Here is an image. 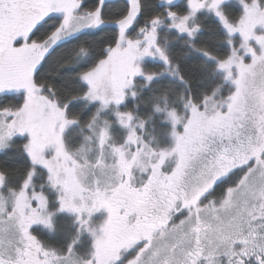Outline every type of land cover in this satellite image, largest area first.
Wrapping results in <instances>:
<instances>
[{
    "label": "snow or ice",
    "instance_id": "1",
    "mask_svg": "<svg viewBox=\"0 0 264 264\" xmlns=\"http://www.w3.org/2000/svg\"><path fill=\"white\" fill-rule=\"evenodd\" d=\"M109 7L0 0V264H264V0Z\"/></svg>",
    "mask_w": 264,
    "mask_h": 264
},
{
    "label": "rangeland",
    "instance_id": "2",
    "mask_svg": "<svg viewBox=\"0 0 264 264\" xmlns=\"http://www.w3.org/2000/svg\"><path fill=\"white\" fill-rule=\"evenodd\" d=\"M90 1L91 0H87V3L90 4ZM225 90V91H224ZM224 95H227L228 94V86L225 85L224 86ZM160 118H157V127L155 129V131L153 132V130L151 129V127L149 126V129L148 131L153 133V135H155L157 141H159L161 144H168V143H171V138L168 136V125L167 124H164L162 123L163 127L162 128H159L160 127ZM39 232L42 233V235L44 236H50V234L47 233V231L39 228ZM51 236H55V235H51Z\"/></svg>",
    "mask_w": 264,
    "mask_h": 264
},
{
    "label": "trees",
    "instance_id": "3",
    "mask_svg": "<svg viewBox=\"0 0 264 264\" xmlns=\"http://www.w3.org/2000/svg\"><path fill=\"white\" fill-rule=\"evenodd\" d=\"M95 0H91L90 1V4L94 3ZM123 0H108V3L110 5L109 7V11L112 12L114 11L115 8H118L121 4H122ZM150 12V9L146 7V14H148ZM211 43V41H210ZM66 72H71L73 71V69H65ZM225 91V90H224ZM223 91V93H224ZM160 124V127L159 128H162L163 125L162 123H159ZM2 155V154H0ZM10 163H16V162H19L18 160H14V161H9ZM220 194V190L218 189V191L216 193H214L213 195H219ZM215 197V196H213ZM46 240H48L49 242H52V243H58V242H63L62 238L59 237L58 235H55V236H45Z\"/></svg>",
    "mask_w": 264,
    "mask_h": 264
},
{
    "label": "flooded vegetation",
    "instance_id": "4",
    "mask_svg": "<svg viewBox=\"0 0 264 264\" xmlns=\"http://www.w3.org/2000/svg\"><path fill=\"white\" fill-rule=\"evenodd\" d=\"M217 191H218V190H217ZM217 191H216V192H217ZM216 192H215V193H216ZM213 194H214V193H213ZM218 194H219V193H218ZM213 196H217V195H213ZM34 230H35V232H36V233H37L42 239H46L45 236L42 235V233L39 232V227L35 228Z\"/></svg>",
    "mask_w": 264,
    "mask_h": 264
}]
</instances>
